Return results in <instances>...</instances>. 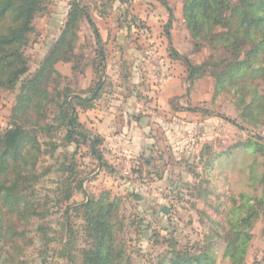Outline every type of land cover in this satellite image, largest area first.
Returning <instances> with one entry per match:
<instances>
[{
  "label": "rangeland",
  "instance_id": "rangeland-1",
  "mask_svg": "<svg viewBox=\"0 0 264 264\" xmlns=\"http://www.w3.org/2000/svg\"><path fill=\"white\" fill-rule=\"evenodd\" d=\"M73 1L41 0L43 10L36 15L34 30L24 47L30 70L13 90L0 93L1 132L12 124L22 82L40 68L59 38ZM167 2L174 13L171 39L165 29L170 13L161 0H81L98 26L108 60L96 69L101 60L100 45L95 30L83 20L75 61H58L54 65L66 77L59 89L68 84L75 93L89 96L102 81L94 107L100 111L106 107L114 111L125 99L121 105L130 109L129 114H120V106L117 117L123 116L127 125L121 132L117 128L116 138L126 139L130 153L120 156L113 149L123 145L122 142L103 140L98 148L108 164L100 166L90 139L79 145L67 144L66 126L56 119L59 115L56 103L48 102L46 121L57 127L51 134L40 132L38 136L42 150L50 149L41 156L38 169L51 167V170L37 189L49 203L51 214L44 222L49 224V236L56 240L45 246L39 240L40 221L33 219L28 226L33 244L25 249L18 264H70L61 253L67 239L66 204L59 206L57 201L63 181L71 175L60 169L73 163L77 166L73 185L83 180V187L75 188L70 204H80L88 195L98 198L104 192H110L111 198H119L126 218L120 235L126 240L133 264H156L159 254L172 241L180 248L198 252V244H203L211 229V220L217 217L213 206L219 197L232 203L231 219L241 226L239 244L246 249L244 264H264V124L258 127L246 124L231 98L216 92L211 75L190 79L188 66L171 56L173 49L199 65L210 55L224 53L213 51L206 43L196 48L183 18L184 0ZM146 16L154 17V30L147 26ZM118 23L122 27L113 29ZM176 76L179 94L171 96L170 90L166 100L168 110H161L163 114L155 107L160 100L157 96L162 86ZM181 108L186 109L183 117L176 115ZM91 110L78 107V119L94 138L102 139L97 129L89 125L95 117ZM149 110L155 111L156 116L163 115L162 124L156 129L149 126L138 131L132 120L137 115L142 118L149 115ZM105 121L100 128L111 129L106 126L110 119ZM114 127L110 131H115ZM116 138L111 136L112 140ZM50 142L58 145L53 156ZM153 142L154 151L145 152ZM247 216H251V222L242 224ZM83 223L81 216L71 215L73 252L78 263H81L80 249L87 246ZM224 234L232 232L228 229ZM225 244L221 240L216 246L217 264H228L223 259Z\"/></svg>",
  "mask_w": 264,
  "mask_h": 264
},
{
  "label": "trees",
  "instance_id": "trees-1",
  "mask_svg": "<svg viewBox=\"0 0 264 264\" xmlns=\"http://www.w3.org/2000/svg\"><path fill=\"white\" fill-rule=\"evenodd\" d=\"M161 1L170 13V22L165 29L171 39L173 9L167 0ZM40 4L41 0H0V93L13 90L30 70L24 47L34 30L36 15L43 10ZM183 11L195 47L206 43L213 51L224 54L210 55L199 65L173 49L171 56L188 66L190 79L207 73L211 75L215 80L216 92L231 98L246 124L254 127L264 124V0H184ZM83 20H87L95 30L101 57L96 69H100L105 62L101 35L90 11L81 0H74L60 36L40 68L23 80L18 101L13 107L12 124L4 132L0 131V264H18L25 249L33 244V239L28 235V226L33 219L40 221L37 230L39 240L45 246L56 240L49 236V224L44 222L51 214L49 203L40 197L37 189L44 175L51 170V167L44 171L38 169L41 156L50 150H42L38 136L40 132L51 134L57 127L46 121L48 102L56 103L59 112L56 119L66 126L67 144L74 142L79 145L90 139L100 166L108 164L98 148L103 139L94 138L79 121L77 114L78 107L84 111L95 107L102 81L91 95L83 96L72 91L68 84L59 89L62 79L66 77L54 67L58 61H75ZM48 145L52 147L53 156L58 145L53 142ZM76 168L73 163L60 169L71 173L63 181L62 193L58 194L57 201L59 206L66 204L67 239L61 249L63 257L70 264H133L126 240L120 235L126 218L119 198H111L110 192H104L98 198L88 195L84 202L70 204L75 188L83 187V180L79 185H73ZM213 209L217 217L211 220V229L206 233L203 244H198V252L180 248L172 241L159 254L156 264H217L215 249L221 240L226 243L223 259L228 264H244L246 249L239 244L241 226L231 219L232 203L219 197ZM73 213L81 216L84 222L87 246L80 249L81 263L77 262L73 252ZM250 218H243L242 224H249ZM228 229L231 235L224 234Z\"/></svg>",
  "mask_w": 264,
  "mask_h": 264
},
{
  "label": "crops",
  "instance_id": "crops-1",
  "mask_svg": "<svg viewBox=\"0 0 264 264\" xmlns=\"http://www.w3.org/2000/svg\"><path fill=\"white\" fill-rule=\"evenodd\" d=\"M153 16H149V17L146 16L144 18V20L146 21L147 26L151 27V29L154 30L155 29L154 28L155 23L153 21L154 20ZM99 18H100V20L103 21V17L99 16ZM121 27H122V25H120L119 23L116 26L115 25L112 26L113 29H120ZM97 28H98V26H97ZM101 39H102V37H101ZM160 41H163V40H160ZM104 42H106V40H104ZM107 60H108L107 55H104V61L106 62ZM176 75L178 76V74H176ZM177 76H176V79L175 78L174 79L171 78L169 83H167V85L165 87L162 86V88H163L161 90L162 92L160 93V95L157 96L158 99H160V100L158 102V106L156 105L155 107L156 108H160L159 109L160 111L161 110L162 111L168 110L166 100L169 97L168 94H169L170 90L172 92L171 96H174V94H177V95L179 94V86H178ZM173 89L175 90V92L172 91ZM182 95H183V93H181L180 96H182ZM124 103H125V99L121 100L120 103H119V106L117 108H115L114 111H113V109L108 108V107H106L105 109H103L101 111L98 109L99 107L93 108V110H91V111L95 114V117H94L93 121L91 120L92 121L91 124H89L92 127H95V129H97V133L100 134V136L104 140V142H105V140L106 141H111V142H113V141L122 142L123 145H121V144L120 145H116L115 148L113 149V150H117L119 152L120 156H124V155H127V154L130 153L129 149H127L129 147H127V145L125 144L126 143V139H119L118 140V138H116V136L118 135L117 134L118 133V129H119V132H121L122 129L124 128V126L127 125L126 122H125L126 120L124 119L123 116H118L119 119L117 117V115H118L117 111L119 110L120 106H121V110H122V112L120 114H125V115L129 114L130 109L124 107L123 105H121V104H124ZM109 110H112V112L109 113ZM149 111H150V113H149L150 116L149 115H145V117L142 118V117H140V115H137V117L134 120H132V124L136 127V129L138 131H141L142 130L141 128L145 129V128H148L149 126H150L149 128H151V129L153 128L154 129L155 127H159L160 123L162 124V121H163V118H164L163 115H159L158 114L156 116L155 115V113H156L155 111H153V110H149ZM162 111H161V113L164 114V112H162ZM179 111H181V112H179ZM183 111L184 110H176V115L183 117L184 116V112ZM87 113H89V112H87ZM143 114H148V113L145 112ZM108 115H110L111 117H109ZM105 118L107 120H108V118L110 119V122L106 126L110 127L111 129L105 130L106 129L105 126H104L105 128H100L101 125L105 124V122H106ZM117 120H119V121L117 122ZM114 125H116L117 127L116 126L114 127ZM113 127H114L115 131H110V130L113 129ZM111 136L115 137L116 139L112 140ZM154 145H155V142H153L150 145V147L147 148V150L145 152H147V151H150V153L153 152L154 149L156 148V146H154ZM113 152H115V151H113ZM143 153H144V150H143V152L141 154H143ZM122 154H124V155H122Z\"/></svg>",
  "mask_w": 264,
  "mask_h": 264
},
{
  "label": "water",
  "instance_id": "water-1",
  "mask_svg": "<svg viewBox=\"0 0 264 264\" xmlns=\"http://www.w3.org/2000/svg\"><path fill=\"white\" fill-rule=\"evenodd\" d=\"M164 211H166V209H164Z\"/></svg>",
  "mask_w": 264,
  "mask_h": 264
},
{
  "label": "built area",
  "instance_id": "built-area-1",
  "mask_svg": "<svg viewBox=\"0 0 264 264\" xmlns=\"http://www.w3.org/2000/svg\"><path fill=\"white\" fill-rule=\"evenodd\" d=\"M163 79V78H162Z\"/></svg>",
  "mask_w": 264,
  "mask_h": 264
}]
</instances>
